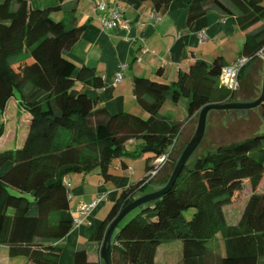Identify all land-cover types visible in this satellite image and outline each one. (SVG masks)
Returning <instances> with one entry per match:
<instances>
[{"label":"trees","instance_id":"1","mask_svg":"<svg viewBox=\"0 0 264 264\" xmlns=\"http://www.w3.org/2000/svg\"><path fill=\"white\" fill-rule=\"evenodd\" d=\"M34 1L0 0V112L17 97L29 117L21 147L0 151V167L12 163L0 176V246L9 257H25L31 264H58L66 249L61 241L72 229L70 220L60 218L69 210L67 175L94 173L116 183L120 177L110 166L118 159L121 169H127L122 153L139 142L136 150L143 155L145 176L119 191L93 236L100 246L121 210L164 187L177 163L180 154L175 156L170 147L181 121L162 113L167 105L185 100L188 119L208 104L258 97L247 83L245 68L264 48V0H191L187 24L215 11L234 16L244 33L239 57L248 61L240 70L239 88L231 92L219 87L226 66L221 57L211 63L190 62L171 83L134 77L132 95L146 118L110 114L87 95L86 89L101 90L103 80L93 68L79 67L66 57L85 29L77 23L75 3L68 9L62 6L65 0L36 8ZM140 1L150 2L163 15L173 0ZM257 108L264 116V102ZM258 130L259 125L239 142L194 152L169 190L117 224L111 264H155L157 248L171 241L181 243L179 264H264V191H256L264 172V128ZM2 133L0 127V137ZM169 151L165 166L170 170L163 168L166 173L158 185L146 190L153 162ZM245 187V205L231 224L226 210ZM73 254L74 264H89L86 249L76 248Z\"/></svg>","mask_w":264,"mask_h":264},{"label":"crops","instance_id":"2","mask_svg":"<svg viewBox=\"0 0 264 264\" xmlns=\"http://www.w3.org/2000/svg\"><path fill=\"white\" fill-rule=\"evenodd\" d=\"M100 1L110 6L118 5L122 24H117L107 31L102 30L99 13L95 11V4ZM73 3L77 23L85 25V29L77 42L66 52V57L79 67L93 68L102 78L101 90L86 89V93L93 99L97 98L98 106L110 114L129 113L144 116L145 113L136 104L132 95L131 84L134 77L171 83L175 81L179 71H184L190 62L196 60L211 63L215 58L221 57L227 66L239 58L245 41V35L238 30L234 16L222 17L217 12L210 11L187 24V11L191 0H173L163 15L157 14L148 1L65 0L62 6L68 9ZM59 4V0H37L33 2V7H53ZM124 23L127 27L123 25ZM144 47L149 50L148 53L143 54ZM138 58H141L139 62ZM123 65L124 69L121 70L120 67ZM118 73H121L122 79L115 82L114 78ZM252 93L256 94L254 88ZM13 101L14 98L9 100L1 114L6 119L4 132L0 137V151L18 149L27 134L29 117L9 114ZM15 124H19L20 128H16ZM11 165V162H7L0 167V176ZM126 167L130 168L129 161ZM121 168L119 163L113 164L114 171L123 173L116 183L104 182L94 173L75 174L70 182L67 179L71 192L68 194L69 210L61 212L60 218L70 220L72 229L61 241L66 249L60 253L58 264H74L73 250L76 248L86 249L89 264H103L99 256L100 246L93 240V236L100 229L119 191L139 182L145 176L144 172L142 177L139 175L132 180L131 174L127 176L129 172ZM133 172L132 170L131 173ZM163 173L156 179V185ZM98 198H101L98 206L85 214H79L77 210L80 205ZM74 220L80 223L75 225ZM161 247L157 248L155 264H158L161 256L159 254ZM178 255L177 264L181 260V247ZM0 264L31 263L25 257H9L7 248L0 246ZM168 264H172L170 258Z\"/></svg>","mask_w":264,"mask_h":264},{"label":"rangeland","instance_id":"3","mask_svg":"<svg viewBox=\"0 0 264 264\" xmlns=\"http://www.w3.org/2000/svg\"><path fill=\"white\" fill-rule=\"evenodd\" d=\"M264 4V3H263ZM52 18L58 19L59 16L56 14L51 15ZM263 65H264V58H258L249 65L246 66V75H247V83L250 85V87H253L256 90V94L259 96V92L261 89V83H262V75H263ZM259 91V92H258ZM255 94V93H254ZM255 94V95H256ZM185 100H182L179 102L176 106H171V105H164V109L162 113H169L171 117L181 121V126L178 132L177 137L175 138L172 146L170 147V150H173L175 156L176 154H181V150H184V146L189 142L191 137L194 134V131L197 126L198 122V116H193L188 119H184L185 117ZM23 109L20 107L18 103V98L15 97L14 101L10 105L9 109V114L11 116H28L27 113H23ZM253 114V116H242L244 114ZM2 113L0 112V127L2 128L4 132L5 128V123L4 120L6 119L1 115ZM256 115V116H255ZM144 118L147 117L146 114L143 116ZM246 117V118H245ZM259 125V130L257 132L263 131L264 128V116L260 114L259 108L255 109H250V110H233L230 112H223L221 113L220 111H210L208 116L206 117V125H205V131L203 134V137L194 151L195 154H202L208 149H214L219 145H227L228 143H236L241 140V138L249 135V131L258 128ZM12 126V123H11ZM16 128H20L19 124H15ZM21 130V129H20ZM22 131V130H21ZM131 145V144H129ZM128 145V152L122 153V159L126 160V163L130 164V168L124 169L129 172V175L133 177L132 180L136 179L139 175L142 177L144 173V158L143 155L139 152V150L136 148L137 145H139V142L136 141L135 144L129 146ZM194 154V153H193ZM192 154V155H193ZM180 156V155H179ZM118 159L114 160L112 165L110 166L111 172L116 176L120 177L123 175L122 172L120 171H114L112 169L113 164H117ZM164 169L169 171L168 166H164ZM132 169L134 172H132ZM131 171V172H130ZM166 171L160 172L159 175L154 177L152 179V182L149 184L148 189H152L153 187L156 186V179H159L158 177ZM164 175V173H163ZM75 177L74 173H71L67 175V179L72 180V178ZM148 181V180H147ZM70 186V185H69ZM257 191H264V172H263V177L261 179V182L259 186L257 187ZM70 192V188H68V194ZM248 188L245 187L243 193H240V196L238 198V201L234 203L230 208L226 210L227 212V219L228 222L231 224H235L240 216V213L245 205V198L248 196ZM70 195V194H69ZM88 204V203H87ZM100 204V203H99ZM97 204V206L99 205ZM83 205V204H82ZM104 240L102 239V242ZM101 242V245H102ZM100 245V248H101ZM162 247L159 249V254L161 255L160 258L158 259V264H168L169 263V258L172 260V264H177V261L179 259L178 255V250L180 253V247L181 243L180 241H171L169 243H165L161 245ZM100 252V249H99ZM221 252V249H220ZM222 253V252H221ZM165 258V259H164Z\"/></svg>","mask_w":264,"mask_h":264},{"label":"water","instance_id":"4","mask_svg":"<svg viewBox=\"0 0 264 264\" xmlns=\"http://www.w3.org/2000/svg\"><path fill=\"white\" fill-rule=\"evenodd\" d=\"M264 102V65H263V75H262V83H261V90L260 95L253 101L250 102H230V103H220V104H208L205 105L198 114V122L196 129L194 131L193 136L186 144L184 150L180 154L177 163L175 164L169 179L164 187L154 192L142 195L137 199L133 200L127 206H125L116 219L110 224L109 228L107 229L106 235L104 237V241L102 242L99 256L103 261V264H111L110 260V245H111V237L113 232L117 226V224L132 210L135 208L151 202L155 199H158L169 190L172 185L174 184L176 178L178 177L183 165L189 160L192 156L196 148L198 147L206 125V117L210 111H229V110H250L259 107Z\"/></svg>","mask_w":264,"mask_h":264},{"label":"built area","instance_id":"5","mask_svg":"<svg viewBox=\"0 0 264 264\" xmlns=\"http://www.w3.org/2000/svg\"><path fill=\"white\" fill-rule=\"evenodd\" d=\"M95 11L99 13V23L101 25L102 30H110L113 28V26H116L117 24H122L120 22L121 20V13L119 12L118 5H108L107 3L100 1L95 4ZM124 26L127 27V25L124 23ZM143 54L148 53L149 50L147 48L142 49ZM258 58H264V48L257 53ZM141 58H138L137 61L139 62ZM248 59L244 57H239L235 62H233L230 65H227L221 69V73L218 78V85L221 88H224L228 91L235 92L239 88V74L240 70L246 65ZM121 70L124 69V65L120 67ZM122 79L121 73H118L114 81L120 82ZM171 151H169L166 154H162L157 160L153 162V168L148 172V181L152 180L154 177H156L163 167L165 166L166 160L168 155ZM131 170V169H130ZM131 172V171H130ZM101 201V198L95 199L91 201L88 204H83L78 207L79 214H85L92 210L97 204H99ZM75 225H78L80 221L74 220ZM107 232V231H106ZM106 232L103 236L106 235Z\"/></svg>","mask_w":264,"mask_h":264}]
</instances>
